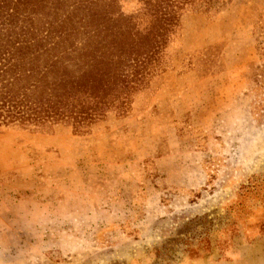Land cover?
I'll list each match as a JSON object with an SVG mask.
<instances>
[{"label": "rangeland", "instance_id": "374dc122", "mask_svg": "<svg viewBox=\"0 0 264 264\" xmlns=\"http://www.w3.org/2000/svg\"><path fill=\"white\" fill-rule=\"evenodd\" d=\"M194 1L128 113L0 122V264H264V0Z\"/></svg>", "mask_w": 264, "mask_h": 264}, {"label": "trees", "instance_id": "16d2710c", "mask_svg": "<svg viewBox=\"0 0 264 264\" xmlns=\"http://www.w3.org/2000/svg\"><path fill=\"white\" fill-rule=\"evenodd\" d=\"M0 0V122L85 134L162 70L194 0ZM110 22V25H109Z\"/></svg>", "mask_w": 264, "mask_h": 264}]
</instances>
